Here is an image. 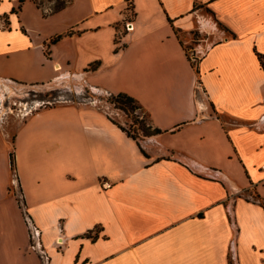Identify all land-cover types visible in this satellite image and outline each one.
<instances>
[{
	"label": "crops",
	"instance_id": "obj_1",
	"mask_svg": "<svg viewBox=\"0 0 264 264\" xmlns=\"http://www.w3.org/2000/svg\"><path fill=\"white\" fill-rule=\"evenodd\" d=\"M129 1L119 41L127 0H0V86L85 80L162 131L137 141L96 101L41 107L12 139L0 122V264H41L23 213L49 264H264V0Z\"/></svg>",
	"mask_w": 264,
	"mask_h": 264
},
{
	"label": "rangeland",
	"instance_id": "obj_2",
	"mask_svg": "<svg viewBox=\"0 0 264 264\" xmlns=\"http://www.w3.org/2000/svg\"><path fill=\"white\" fill-rule=\"evenodd\" d=\"M47 1H53V9L64 6L70 0H36L37 5L43 9V12H48L46 7ZM133 12L131 10V1L127 0V5L125 9V20L132 19ZM124 22H123V31L119 33V41L123 38L125 30H124ZM194 39L198 40L202 36L197 32L194 33ZM197 43V42H196ZM193 45L187 46V52L189 56L193 57V61L195 64L198 63L201 54H196L191 49ZM96 88L95 90L88 88L85 84V80L69 81L66 83L64 80H59L57 83H52L48 85H21L15 81H9L8 84H5V87L0 86V122L2 124H7V122H11L12 125L8 126L10 131L11 139L16 131V123L21 120L27 118L29 115L40 109L44 106L57 105L60 102H91L96 101L99 106H110L111 110L115 109L119 111L120 115H116L118 122L123 126L126 130L131 132L132 134L139 135L142 138V131L140 128V122L147 123L151 121V116L148 111L144 109L138 110H127V112L116 108L113 102H111L110 92L103 91L102 89ZM204 95L203 89L199 85L197 91V97L200 98ZM225 121L232 120L229 116H222ZM138 120V121H137ZM13 152V147L11 146V151ZM13 186L11 187L12 193L16 195L21 204V208L23 212H25L26 208L23 205L22 194L18 187V183L16 180V174L13 170ZM24 215V213H23ZM27 217V216H26ZM29 221V218H26ZM27 235L29 238L30 245V232L27 227ZM64 244H59L56 241V247L62 248ZM42 249L44 252H41L39 249L34 251L32 246H30V251L37 254L40 258L41 264H49L50 258L49 254L46 252L44 246L42 245ZM30 259L27 264H35L38 263L32 256H28Z\"/></svg>",
	"mask_w": 264,
	"mask_h": 264
},
{
	"label": "trees",
	"instance_id": "obj_3",
	"mask_svg": "<svg viewBox=\"0 0 264 264\" xmlns=\"http://www.w3.org/2000/svg\"><path fill=\"white\" fill-rule=\"evenodd\" d=\"M21 1H23V0H21ZM33 1L37 4L36 0H33ZM61 7H63V6L61 5ZM61 7L59 6V8H57V9H60ZM219 25L222 28L228 30L221 23H219ZM61 37H62V35H58L57 37H55L54 39H52V42H55V41L59 40ZM258 58H259V61L261 63L262 68L264 69V55L258 53ZM196 70H198V69H196ZM110 96H111V99H112L111 102L114 103V105L116 106V108H118L120 110H123L125 112H127V110H133V111H135V110H138V109H141V110L144 109V107L141 105V103L135 97L131 96L130 94H128L126 92H120V93H117V94L110 93ZM140 123L141 124H140V128L139 129L142 131V133H141L142 137L151 136V135H155V134H158V133H161L162 132L161 129H159L157 127H154L151 121H148L147 123H145V122H140ZM117 124L129 136H131L132 138H134L137 141L139 140V138H140L139 135L132 134L131 132H129L128 130H126L123 126H121V124H119V123H117ZM10 159H11L12 169L14 170L15 169L14 152H10ZM87 235L89 237H92L91 231L88 232ZM93 238H96V237L94 236Z\"/></svg>",
	"mask_w": 264,
	"mask_h": 264
},
{
	"label": "built area",
	"instance_id": "obj_4",
	"mask_svg": "<svg viewBox=\"0 0 264 264\" xmlns=\"http://www.w3.org/2000/svg\"><path fill=\"white\" fill-rule=\"evenodd\" d=\"M124 30H125L124 35H126L131 30H133V20L132 19L125 20ZM24 215H25L27 227L29 228V232H30V246H32L34 251L39 249L41 252H44L42 249L41 241H40L41 230L31 221L28 215L26 214ZM26 216L29 218V221L26 219L27 218Z\"/></svg>",
	"mask_w": 264,
	"mask_h": 264
},
{
	"label": "bare ground",
	"instance_id": "obj_5",
	"mask_svg": "<svg viewBox=\"0 0 264 264\" xmlns=\"http://www.w3.org/2000/svg\"><path fill=\"white\" fill-rule=\"evenodd\" d=\"M57 69H59V68H57ZM57 243L62 244L63 243V239L61 237L57 238Z\"/></svg>",
	"mask_w": 264,
	"mask_h": 264
}]
</instances>
